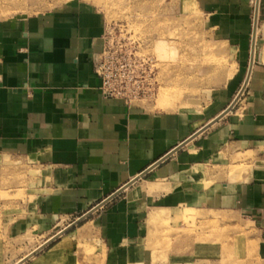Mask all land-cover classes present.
<instances>
[{
	"label": "crops",
	"instance_id": "0c3cea01",
	"mask_svg": "<svg viewBox=\"0 0 264 264\" xmlns=\"http://www.w3.org/2000/svg\"><path fill=\"white\" fill-rule=\"evenodd\" d=\"M248 1L199 4L217 21L213 29L227 28L219 26L226 20L232 30L230 18L245 16ZM104 29L98 11L79 5L0 19V153L25 160L37 176L27 217L9 225L8 239H49L61 224L89 214L79 230L93 233L95 252L83 264H182L165 260L154 243L152 250L151 213L167 214L154 232L167 221L231 211L264 233V166L251 156L264 142L260 92L251 90L214 124L234 98L225 101L229 87L203 108L174 111L104 98L94 72ZM5 250L0 264L25 256L8 263ZM29 261L79 263L67 237Z\"/></svg>",
	"mask_w": 264,
	"mask_h": 264
},
{
	"label": "rangeland",
	"instance_id": "374dc122",
	"mask_svg": "<svg viewBox=\"0 0 264 264\" xmlns=\"http://www.w3.org/2000/svg\"><path fill=\"white\" fill-rule=\"evenodd\" d=\"M66 5L87 6L98 11L107 29L109 46L116 50L115 54L125 53L124 57L134 62L142 90L132 99L134 104L149 110L170 111L157 106L160 97L183 92L171 111L180 107L203 108L225 87L232 91L225 101L240 96L233 108L245 102L253 89L260 92L264 101V0H259L257 13L255 0H249L245 16L230 18L232 30L227 29L230 24L225 19L218 23L227 28L213 29L217 21L204 13L199 0H0V19L16 20ZM158 40L166 43L162 56L155 48ZM220 69L224 74H214ZM249 70L248 83L240 93ZM184 92L190 94L184 95ZM218 105L223 103L218 101ZM251 156L252 161L264 166V142ZM36 186L35 168L25 160L0 153V253L5 245L8 263L27 257L48 239L33 235L10 240L7 237L9 225L27 217V205L35 199ZM221 213L204 214L202 221L193 217L167 221L161 223L162 231L156 232L154 225L159 221L149 222L153 226L148 239L152 250L154 243L155 250L166 253L165 260L178 258L182 264H264V233L259 225L237 212ZM179 214L184 218L186 211ZM79 218L61 224L53 236ZM88 220L83 219L54 238L38 249L35 256L67 237L69 251L75 252L78 264H83L84 259L92 263L93 233L87 231L83 235L79 230ZM195 243L203 244L199 245L201 253L194 250ZM155 262L165 264L159 259Z\"/></svg>",
	"mask_w": 264,
	"mask_h": 264
},
{
	"label": "built area",
	"instance_id": "2783aa9c",
	"mask_svg": "<svg viewBox=\"0 0 264 264\" xmlns=\"http://www.w3.org/2000/svg\"><path fill=\"white\" fill-rule=\"evenodd\" d=\"M105 27L102 37V50L94 62V72L101 80L100 91L104 98L123 99L131 102L141 93L140 82L134 62L123 54H115L110 47Z\"/></svg>",
	"mask_w": 264,
	"mask_h": 264
},
{
	"label": "bare ground",
	"instance_id": "6f19581e",
	"mask_svg": "<svg viewBox=\"0 0 264 264\" xmlns=\"http://www.w3.org/2000/svg\"><path fill=\"white\" fill-rule=\"evenodd\" d=\"M12 1V0H11ZM16 1V0H15ZM22 1V0H21ZM22 3V2H21ZM5 4V3H4ZM4 4L2 5V7L4 6ZM8 4H10V2H8ZM23 4V3H22ZM258 4H259V0H256V7L258 6ZM18 5V4H17ZM16 5V6H17ZM9 6V5H8ZM8 6H7V8H8ZM16 6L14 7V8H16ZM21 6V5H20ZM13 7V6H12ZM18 7V6H17ZM21 8H22V6H21ZM256 13H257V10H256ZM15 14V13H14ZM255 32H256V29H255V31H254V34H255ZM161 34V33H160ZM159 37V36H158ZM155 48L161 53V56L165 53L164 51H165V46H166V43L164 42V40H158V41H156L155 43ZM159 57V56H158ZM160 58V57H159ZM224 71V70H223ZM221 69L218 71V72H216V73H214V74H224V72H223ZM248 74H247V77H246V79H245V81L243 82V89L242 90H240V93H242L243 92V90H244V88H245V86L247 85V83H248V79H249V77H250V74H251V70H249L248 72H247ZM183 94V92L181 93H177V92H175V93H172V97H170V95H169V97H166V95H162L161 97H160V99L158 100V102H157V106L159 107V108H161L162 110L164 109V110H173V109H175L176 107H175V100H177L181 95ZM186 94H190L189 92H184V95H186ZM239 95V94H238ZM237 95V97L231 102V103H233V102H237L238 101V99H239V97L240 96H238ZM156 103V102H155ZM230 103V104H231ZM230 104H229V106H230ZM153 105V104H152ZM151 105V106H152ZM229 106L226 108V110L229 108ZM225 111V110H224ZM224 111H223V113H224ZM219 116H217L216 118H218ZM215 118V119H216ZM215 119L212 121V122H214L215 121ZM212 122H210L209 124H214V123H212ZM208 125V124H207ZM166 217H167V214L166 213H164V212H154V213H151L150 215H149V222L150 223H152V222H156V221H163L164 219H166ZM167 220V219H166ZM62 234V232L61 233H58L57 235H55V236H53L52 238H50L49 240H47L44 244H42L40 247H38L35 251H33L31 254H29L27 257H25V258H23L19 263H17V264H25V262H27V260H30L32 257H34L35 256V252H37L38 251V249H41V248H43L44 246H46L48 243H50L55 237H58V236H60Z\"/></svg>",
	"mask_w": 264,
	"mask_h": 264
},
{
	"label": "water",
	"instance_id": "95a60500",
	"mask_svg": "<svg viewBox=\"0 0 264 264\" xmlns=\"http://www.w3.org/2000/svg\"><path fill=\"white\" fill-rule=\"evenodd\" d=\"M256 10L258 11V6L256 7ZM254 30H255V28H254ZM243 89V88H242ZM241 89V90H242ZM236 104V102H233V103H231L230 104V106H229V108L227 109V110H225L224 111V113H222L218 118H216L215 119V121L214 122H212V123H215L216 121H218L221 117H223L224 115H226L228 112H230L231 111V109L234 107V105ZM100 207V206H99ZM98 207V208H99ZM97 208H95L93 211H95ZM93 211H91V213L93 212ZM90 213V214H91ZM89 216V214H86V215H84V216H82L81 218H79L75 223H73L72 225H70L68 228H66L65 230H63L62 231V233H64V232H66V231H68V229H71L73 226H75L77 223H79V222H81L83 219H85V218H87ZM61 233V232H60ZM56 238V237H55ZM48 245V244H47ZM45 247V246H44ZM43 247V248H44ZM37 252H35L34 254H36Z\"/></svg>",
	"mask_w": 264,
	"mask_h": 264
}]
</instances>
